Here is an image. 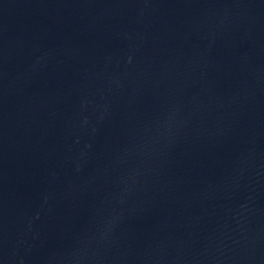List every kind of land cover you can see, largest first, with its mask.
I'll return each mask as SVG.
<instances>
[{
  "label": "water",
  "instance_id": "1",
  "mask_svg": "<svg viewBox=\"0 0 264 264\" xmlns=\"http://www.w3.org/2000/svg\"><path fill=\"white\" fill-rule=\"evenodd\" d=\"M0 264H264V0H0Z\"/></svg>",
  "mask_w": 264,
  "mask_h": 264
}]
</instances>
